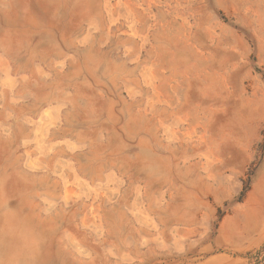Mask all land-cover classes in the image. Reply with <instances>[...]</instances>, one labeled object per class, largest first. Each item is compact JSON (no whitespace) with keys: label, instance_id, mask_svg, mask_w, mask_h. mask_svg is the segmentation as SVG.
<instances>
[{"label":"rangeland","instance_id":"obj_1","mask_svg":"<svg viewBox=\"0 0 264 264\" xmlns=\"http://www.w3.org/2000/svg\"><path fill=\"white\" fill-rule=\"evenodd\" d=\"M0 264H264V0H0Z\"/></svg>","mask_w":264,"mask_h":264}]
</instances>
